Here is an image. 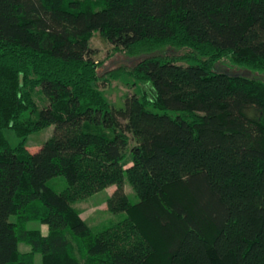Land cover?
<instances>
[{
	"label": "trees",
	"instance_id": "trees-1",
	"mask_svg": "<svg viewBox=\"0 0 264 264\" xmlns=\"http://www.w3.org/2000/svg\"><path fill=\"white\" fill-rule=\"evenodd\" d=\"M95 32L148 54L126 108L98 86ZM223 57L264 73V0H0V264H264V79ZM112 185L126 216L96 231L74 205Z\"/></svg>",
	"mask_w": 264,
	"mask_h": 264
},
{
	"label": "rangeland",
	"instance_id": "rangeland-1",
	"mask_svg": "<svg viewBox=\"0 0 264 264\" xmlns=\"http://www.w3.org/2000/svg\"><path fill=\"white\" fill-rule=\"evenodd\" d=\"M90 47L94 50L93 58L99 63L102 75L98 86L104 92L109 102L116 108H126L133 97H141L142 93L148 89L146 85L139 83L128 72H125L135 66L144 57L148 56V54L129 55L122 49H116L115 46L107 41L99 32L93 34L90 40ZM165 53L177 55L182 52L175 48L168 47L166 48ZM181 64L186 65L187 63L182 62ZM216 66L219 69L226 70L233 74L264 79V73L237 66L231 63L230 59L226 57L219 59L216 62ZM120 72H122V74L119 76L111 75L112 73ZM35 99L39 108L48 105L47 99L41 94L40 90L36 91ZM122 123L124 126L126 125L125 120H123ZM6 132L11 143L16 144L17 138L14 132L11 129H8ZM53 134L54 126L31 134L27 141L28 148L32 152L38 151ZM129 136L131 138L130 147H132L136 142L131 133ZM129 152L130 151L128 150L126 159L128 163L131 161ZM49 185L56 191L60 192L66 189L68 182L64 176H57L49 181ZM116 188L117 186L112 185L87 199L78 201L74 205L85 221L96 231H101L126 216L125 213H114L109 209L108 200ZM125 188L131 200L137 202L138 197L127 180ZM28 227L30 229H41L44 234L48 233V226L39 222H30ZM20 246L23 252H28L30 250V247L26 244H21ZM41 260V255H37L36 261L41 262Z\"/></svg>",
	"mask_w": 264,
	"mask_h": 264
}]
</instances>
